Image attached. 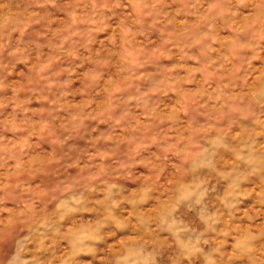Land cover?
Segmentation results:
<instances>
[{"label": "clouds", "instance_id": "obj_1", "mask_svg": "<svg viewBox=\"0 0 264 264\" xmlns=\"http://www.w3.org/2000/svg\"><path fill=\"white\" fill-rule=\"evenodd\" d=\"M0 264H264V0H0Z\"/></svg>", "mask_w": 264, "mask_h": 264}]
</instances>
